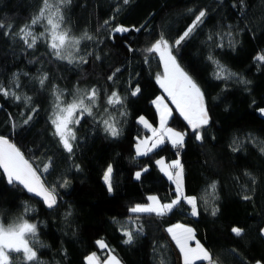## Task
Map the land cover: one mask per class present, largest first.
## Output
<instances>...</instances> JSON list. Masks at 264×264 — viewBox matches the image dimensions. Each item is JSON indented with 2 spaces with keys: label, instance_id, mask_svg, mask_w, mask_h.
Returning <instances> with one entry per match:
<instances>
[{
  "label": "trees",
  "instance_id": "obj_1",
  "mask_svg": "<svg viewBox=\"0 0 264 264\" xmlns=\"http://www.w3.org/2000/svg\"><path fill=\"white\" fill-rule=\"evenodd\" d=\"M42 9L44 0H0V85L21 97L0 94V137L15 144L57 196L49 209L18 183L9 184L0 169V223L24 220L37 229V259L13 258L11 264H87L92 254L101 260L114 254L123 264H179L166 231L177 224L193 229L215 264H264V61L256 59L264 55V0H71L60 10L63 30L80 39L73 63L57 59L45 27L32 25ZM201 11L205 16L172 54L203 92L209 122L193 131L172 104L169 126L185 133L182 155L169 142L139 157L137 140L148 133L138 119L157 125L153 101L163 92L157 82L163 63L145 50L161 35L174 44ZM25 26L40 31L34 48L17 35ZM118 26L130 31L117 33ZM213 61L235 75L217 79ZM137 86L140 92L130 95ZM92 89L98 104L91 117L73 124L70 154L51 123L56 95L64 92L71 102ZM114 91L123 100L118 111L107 103ZM106 119L119 128L118 136L104 130ZM160 159L180 161L184 194L197 201L196 218L183 199L162 217L130 211L149 204L152 195L161 204L176 197ZM109 165L111 192L103 179ZM125 231L133 233L131 243L124 242Z\"/></svg>",
  "mask_w": 264,
  "mask_h": 264
},
{
  "label": "snow or ice",
  "instance_id": "obj_2",
  "mask_svg": "<svg viewBox=\"0 0 264 264\" xmlns=\"http://www.w3.org/2000/svg\"><path fill=\"white\" fill-rule=\"evenodd\" d=\"M71 0H56L55 6L49 3V0H44V9H42L38 16L33 18L32 25L38 24L42 19L47 20L45 26V32L48 34L49 47L52 50V54L61 60H67L68 63H73L75 57L73 52L79 51L80 39L71 37L68 31L61 29V21L63 16L61 15L60 5L68 4ZM125 4L129 0H123ZM45 11L49 13L45 17ZM205 11H201L195 18L194 23L189 26L186 31L177 39L174 44H170L167 39L160 36V38L145 51L149 54H158L160 61L163 63L164 72L162 76L157 77V82L160 87L167 93L171 103L175 105V108L179 111L180 115L195 131L209 122L208 112L204 103V95L196 82L186 73L176 62L175 56L172 54V48L179 46L182 41L190 36L194 28L205 16ZM107 23V22H106ZM3 25H0L2 28ZM139 31V29H135ZM117 33H125L130 29L123 26H118L114 29ZM7 35L8 33L5 32ZM22 34V35H21ZM17 35L28 46V48H34L38 37L33 34L29 26L21 28ZM43 36L44 33H41ZM86 38L91 40L92 37L85 34ZM31 38V41H29ZM129 51H132L129 47ZM98 58V57H97ZM81 61L87 62L83 57H80ZM212 60V57H209ZM258 61H264V55H258L256 57ZM217 66L216 78L227 80L234 73L227 72L218 61H213ZM119 72V69H116ZM115 74H113L114 76ZM113 76H109V80L113 79ZM47 77L40 79V84H44V80ZM247 83V82H245ZM19 86L18 84L16 85ZM140 92L139 87H135L130 95L135 96ZM0 94L4 96L11 95L16 100H20L21 97L16 95L15 92L9 93L8 90L3 89L0 85ZM98 93L96 89H92L90 92L85 93L74 99L66 106H61L60 95H56V111L53 113L51 119L52 125H54L55 135L59 137V142L62 144L64 150L68 153L73 152L72 141L76 140L75 132L71 125H79L80 120L86 114L91 117L93 115L92 106L95 104ZM30 100V97H25V101ZM88 101V103H86ZM107 103L109 105H121L123 104L122 98L117 92H112L109 96ZM153 103L156 105L159 111V128L153 127L145 118L140 117L139 123L151 132V137L142 139L136 145V154L138 156H146L149 152L162 145L165 138L171 141L173 147H182L184 143V134L174 131L167 126V121L171 116L172 110L165 104L164 98H157ZM79 113V116H77ZM31 119V115L27 117L25 123ZM104 130L111 136L116 137L119 135V128L115 123L109 120H104ZM197 139L202 137L197 134ZM156 163L160 166V170L175 184L176 197L169 203L161 204L158 198L154 195L147 197L149 204L132 207L130 211L132 213H148L155 214L156 216H164L172 212L173 208L180 205L181 200H185L191 205V214L193 216L198 215L197 201L195 197H187L183 191V166L179 160H176L170 164H165L163 159L157 160ZM46 165L43 169L44 172L48 171ZM0 169L7 174V180L9 184L18 183L22 185L29 193H34L37 197H41L43 202L48 208H53L57 204V196L55 194V186L49 188L45 187L44 182L41 180V176L38 175V170L33 168L32 164L25 159L21 151L8 139L0 137ZM112 167L108 166L104 174V181L107 185L109 192L112 191ZM148 168L145 167L142 171L135 173V179L139 180L143 172H147ZM67 181H64L66 184ZM214 189L215 184L211 185ZM248 199V196L244 197ZM218 209H213L212 214L215 215ZM139 231V229L137 230ZM166 231L171 235L173 241L179 248L183 256V264H197V261H205L207 264H215L211 253L203 247L198 241L195 247L190 246V241L194 239V233L191 228L184 227L183 225H175L169 227ZM264 231V230H262ZM232 232L236 236L242 235L243 229L239 227H233ZM36 225L24 220H20L5 226L0 224V264H11L10 253H22V256L14 257L16 260H26L28 262L35 261L37 259V253L30 246V241L36 238ZM124 235L127 239L125 243H131L133 240V233L131 231H125ZM101 249L107 247L103 241L97 242ZM88 264H99L98 258L95 254L90 255L88 258ZM108 264H119L118 259L112 256L108 260ZM259 264V262H257Z\"/></svg>",
  "mask_w": 264,
  "mask_h": 264
},
{
  "label": "rangeland",
  "instance_id": "obj_3",
  "mask_svg": "<svg viewBox=\"0 0 264 264\" xmlns=\"http://www.w3.org/2000/svg\"><path fill=\"white\" fill-rule=\"evenodd\" d=\"M49 3L50 4H52V5H54L55 6V3H56V0H49ZM62 5H64V4H62ZM62 5H60V7L62 6ZM49 15V13L47 12V11H45V17H47ZM39 25H43L44 27L47 25V20L46 19H42L38 24H36L35 26H37V27H39L40 28V26ZM42 27V26H41ZM61 29H63L62 28V21H61ZM32 32H33V34L34 35H36L37 37H38V39L40 38V31H38L37 29H30ZM38 39H37V41H38ZM29 40L31 41V38H29ZM36 41V42H37ZM163 72H164V68H163V71H162V73L160 74V76H162L163 75ZM162 89V88H161ZM162 94L159 96V97H157V98H160V97H163L164 98V102H165V104H167V106L172 110V112H171V116L173 115V112H174V108H173V105H172V103L169 101V98H168V96H167V93L164 91V89H162ZM98 93V92H97ZM58 94L60 95V103H61V106H66L67 104H69V103H71L74 99H76L77 97H79V96H76V97H74L73 98V100L70 102L69 101V99H68V97L66 98V93H64V92H58ZM156 98V99H157ZM155 99V100H156ZM86 103H88V101H86ZM98 104V95H97V97H96V101H95V104H94V106L95 105H97ZM154 106H155V109H156V111H157V114H158V123H157V125H154V124H152L149 120H148V118L147 117H144V116H142L143 118H145L153 127H155V128H159V111L157 110V108H156V105L154 104ZM118 110H120V107L117 105L116 107H115V111H118ZM56 111V110H55ZM79 113H77V116H79L78 115ZM171 116H170V118H171ZM170 118L168 119V121H167V126L168 127H170V128H172L174 131H177V132H180V133H182V134H184V140H185V133L184 132H182V131H179V130H177V129H175V128H173V127H171V126H169V120H170ZM106 120H108V119H106ZM110 121V120H109ZM138 122H139V119H138ZM142 125V124H141ZM143 126V125H142ZM70 127H73V125H71ZM144 127V126H143ZM146 131H147V135H145V136H143L142 138H139L138 140H137V144L139 143V141L140 140H142V139H147V138H149V137H151V132L148 130V129H146V128H144ZM167 142H170L171 143V141L170 140H168L167 138H165V141H164V143L162 144V145H160L159 147H161V146H163V145H166V143ZM136 144V145H137ZM159 147H157V148H159ZM157 148H155V149H157ZM154 149V150H155ZM152 152V151H151ZM150 153V152H149ZM137 155V154H136ZM138 156V155H137ZM139 157H141V156H139ZM167 165V164H166ZM175 185V184H174ZM141 206H144V205H141ZM0 224H2V223H0ZM104 242V241H103ZM105 243V242H104ZM36 245H37V243H36V238L34 239V240H31L30 241V246H32L33 247V250L34 251H36L35 250V247H36ZM107 248V247H106ZM17 255H22V253H10V258H11V262L13 261V258L15 257V256H17ZM96 256H97V254H95ZM112 256H115L114 254H110L109 256H108V258L107 259H104L106 262H105V264H108V260L112 257ZM116 258H117V256H115ZM118 259V258H117ZM26 261V260H25ZM118 261H119V264H123L119 259H118Z\"/></svg>",
  "mask_w": 264,
  "mask_h": 264
},
{
  "label": "crops",
  "instance_id": "obj_4",
  "mask_svg": "<svg viewBox=\"0 0 264 264\" xmlns=\"http://www.w3.org/2000/svg\"><path fill=\"white\" fill-rule=\"evenodd\" d=\"M166 164V163H165ZM158 165V164H157ZM158 167L160 168V166L158 165ZM185 203H187L185 200H183ZM188 204V203H187ZM190 207H191V205L190 204H188ZM192 215V214H191ZM196 216L197 215H195V216H193L192 215V217H194V218H196ZM184 226V225H183ZM184 227H187V226H184ZM188 228H190V227H188ZM192 229V228H191ZM193 230V229H192ZM193 233H194V231H193ZM196 242H197V240H196V238H195V233H194V239L192 240V241H190V246H192V247H195V244H196ZM175 247H176V249H177V258H178V261H179V264H183V256H182V253L180 252V250H179V248L177 247V245L175 244ZM97 258H98V261H99V264H105V260H101L98 256H96ZM107 258H108V256H107ZM106 258V259H107ZM197 262H199V261H197ZM87 264H88V260H87Z\"/></svg>",
  "mask_w": 264,
  "mask_h": 264
},
{
  "label": "built area",
  "instance_id": "obj_5",
  "mask_svg": "<svg viewBox=\"0 0 264 264\" xmlns=\"http://www.w3.org/2000/svg\"><path fill=\"white\" fill-rule=\"evenodd\" d=\"M169 142L166 143V145H168ZM172 152L178 157L180 158V156L182 155L183 153V146L182 147H173L172 148ZM174 194V193H172Z\"/></svg>",
  "mask_w": 264,
  "mask_h": 264
},
{
  "label": "water",
  "instance_id": "obj_6",
  "mask_svg": "<svg viewBox=\"0 0 264 264\" xmlns=\"http://www.w3.org/2000/svg\"><path fill=\"white\" fill-rule=\"evenodd\" d=\"M177 110V109H176ZM177 112L179 113V111L177 110ZM180 114V113H179ZM181 117H183V116H181ZM184 118V117H183ZM3 138H5V137H3ZM6 139H8V138H6ZM8 141L10 142V143H12V144H14L12 141H10L9 139H8ZM15 145V144H14ZM26 159V158H25ZM34 168V167H33ZM2 171H3V169H1ZM3 174L5 175V177L7 178V174L6 173H4L3 172ZM22 186V185H21ZM23 187V186H22ZM27 190V189H26ZM31 195H33V196H35L36 198H38V199H40V200H42L43 201V199L41 198V197H37L34 193H30ZM46 205V204H45ZM55 207V206H54ZM53 207V208H54ZM53 208H51V209H53ZM50 209V208H49Z\"/></svg>",
  "mask_w": 264,
  "mask_h": 264
}]
</instances>
